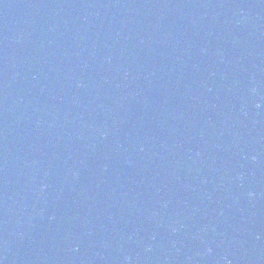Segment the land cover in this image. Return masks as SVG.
<instances>
[{
  "label": "water",
  "instance_id": "water-1",
  "mask_svg": "<svg viewBox=\"0 0 264 264\" xmlns=\"http://www.w3.org/2000/svg\"><path fill=\"white\" fill-rule=\"evenodd\" d=\"M0 264H264V0H0Z\"/></svg>",
  "mask_w": 264,
  "mask_h": 264
}]
</instances>
